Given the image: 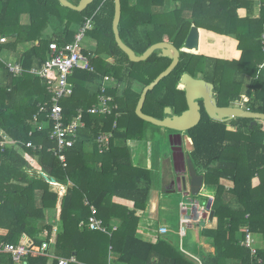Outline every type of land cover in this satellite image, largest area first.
Returning a JSON list of instances; mask_svg holds the SVG:
<instances>
[{
	"label": "trees",
	"instance_id": "trees-1",
	"mask_svg": "<svg viewBox=\"0 0 264 264\" xmlns=\"http://www.w3.org/2000/svg\"><path fill=\"white\" fill-rule=\"evenodd\" d=\"M67 1L77 5L80 0ZM171 2L176 3V9L165 12V7ZM55 6L66 14L71 13L68 14L70 18L65 21L56 16ZM156 6H159L158 10ZM184 7L188 8L187 17L179 10ZM252 10L253 0H121L119 29L138 21L178 22L186 27L195 25L205 34L202 37L205 56L196 58L182 53L177 68L160 82L159 87L174 84L182 73L194 65L203 67L209 63L214 70L213 78L223 86L229 98L230 89L238 85V77H250L243 92V97L247 98L246 106L251 112L264 114V76L259 74V66L264 63L261 45L264 0H260L257 19L251 18ZM139 12L141 15H137ZM27 15L30 24L24 26L21 21ZM113 17V0H94L82 12L64 8L57 0H0V38L8 39L0 44V54L4 50L15 49L18 44H29L19 61L25 70L39 68L48 58L51 42L56 41L61 47L73 41L76 31L71 32L69 24H75L80 29L87 19H91L93 26L88 32L93 40L97 39V33L100 34V48L84 50L90 58L93 72L75 70L69 78V84L74 87L73 93L70 98L61 101V106L65 119L70 120L77 109L86 111L96 104L99 92L97 88L94 90L89 86L93 84L99 87L104 76L121 81L129 75L131 80L147 85L155 78L156 70H162L168 64L167 60L158 59L155 54L145 62H130L114 40L111 29ZM46 27L57 34L42 38ZM185 35L187 32H184ZM209 37L216 38L217 42L221 37L226 39L232 50L229 52L233 54L223 56L225 51L221 54L222 47L219 45L215 47L222 57L208 56L205 50L210 46ZM151 43L149 40L143 43L136 55L142 54ZM110 53L116 57V67L100 58ZM0 68H5L1 62ZM232 72L237 80L233 79L235 74ZM227 73L232 76L226 77ZM6 74L7 83L0 86V143L7 139L14 146H0V229L6 231L4 236H0V245L18 244L22 239L29 248H38L43 242L48 244V238L45 241L39 239L43 231H48L49 235L52 231V227L44 223L43 211L55 208L57 197L49 192L48 184L29 181L22 172L28 166L26 157L32 156L38 158L39 168L60 181L71 182L73 186L68 188L60 203L59 219L63 232L57 234L49 250L52 257L30 256L26 258L27 264H58V258L71 257L81 264H107L110 252L117 255L110 259L111 264H158L161 260L169 264H194L178 247L166 240L152 244L136 237L139 222L137 212L146 209L151 187L149 170L133 166L130 150L126 146L128 141L143 138L145 122L135 114L140 95L130 91L121 97L117 90L109 89L107 94L114 97L117 111L122 115L116 119L114 115L102 117L85 114L84 128L78 131L75 145L64 152L65 161L62 162L54 150V142L50 140L51 125L38 130L32 124L39 104L50 103L48 86H43L39 78L28 73L18 78ZM20 81L29 85L30 92L37 94L36 97L32 93L27 95L29 100L24 108L15 103ZM154 94L153 91L147 94L144 106L153 105L162 109L171 104L168 99L159 102ZM43 119L45 121L46 117H40L39 121ZM115 121L117 127L113 129ZM241 121L242 129L235 133L227 131L222 124L206 122L188 132L194 147L189 156L191 162L199 173L204 174L206 186L216 188L210 206L216 227L201 231L203 236L213 239L215 254L204 256L201 264H225L226 259H237L238 264H264V249L252 251L240 246L245 229L264 239V179L257 186L255 183L258 178L264 177V121L256 120L257 124L251 129L249 125L252 120ZM109 132L113 133V143L107 152L100 154L96 139L100 134ZM27 143H31L35 149L27 148ZM87 143L94 146L92 154L85 152ZM33 173L44 180L40 173ZM223 179L232 182V187L226 193L219 182ZM227 193L233 197L231 203L224 201ZM114 197L132 202L133 209L114 205ZM90 206L96 209V216L102 220L108 233L92 231L87 227ZM111 217H118L122 222L115 231L109 223ZM238 233L241 235L239 240L236 238ZM0 264L14 263L10 255L0 252Z\"/></svg>",
	"mask_w": 264,
	"mask_h": 264
},
{
	"label": "built area",
	"instance_id": "built-area-1",
	"mask_svg": "<svg viewBox=\"0 0 264 264\" xmlns=\"http://www.w3.org/2000/svg\"><path fill=\"white\" fill-rule=\"evenodd\" d=\"M92 26V20L87 19L79 31L75 33L72 42L64 43L61 47H59L56 41L51 42L48 46V58L39 68L25 70L19 62H4L5 69L12 77L18 78L25 73H29L42 80L46 86H48L51 95L50 103L44 102L39 104L38 112L33 116V122L37 124L40 116L46 117L48 124L51 125L50 140L54 142V150H56L62 162L65 161L64 152L72 148L77 141L78 131L84 126L83 117L85 114L102 117L114 115L116 119L119 116L114 98L107 94L108 90L112 87L111 83L113 81L109 76H104L100 82L96 104H93L86 111L77 109L75 115L70 120H66L63 114L61 101L70 97L73 93L69 84V78L73 75V72L75 70L94 71L90 58L84 53L85 49L81 45L84 34L90 30ZM6 42L7 40L5 37L0 38V44ZM261 45L264 51V34L261 36ZM116 124L117 121L113 123V129L117 127ZM113 139L112 132L100 134L95 142L98 152H107ZM5 144V142H2L0 146L3 147ZM26 146L27 148L35 149V146L31 143H27ZM181 193L182 199H180L178 205V236L180 250L186 253L182 249V241L183 238L186 237L187 230L194 226H201L206 222L208 220L209 211L207 210V204H200L196 197L192 196L188 190ZM90 211L91 214L88 218L87 227L92 231L108 233L102 221L97 218L96 209L90 206ZM82 226L83 223L80 224V227ZM157 233L159 236H165L168 233V229L166 226H158ZM240 246L251 249L252 235L248 229H245V236L240 241ZM49 250L50 245L45 242L38 248H29L24 244V239L18 244L0 245V252L10 255L14 264H27L26 258L30 256L46 255L51 258L52 255ZM57 262L58 264H81L75 257L68 259L58 258Z\"/></svg>",
	"mask_w": 264,
	"mask_h": 264
},
{
	"label": "crops",
	"instance_id": "crops-1",
	"mask_svg": "<svg viewBox=\"0 0 264 264\" xmlns=\"http://www.w3.org/2000/svg\"><path fill=\"white\" fill-rule=\"evenodd\" d=\"M253 3H254L253 4V16L251 18L257 19L259 17V13H260V0H253ZM21 24L24 26H28L30 24V18L28 16L27 17L24 16L22 18ZM56 34L57 33L55 31L51 30V28L46 27L42 33V38H49V37H52ZM263 34H264V32H263ZM7 41H8V39H7ZM223 43H224V41H223ZM223 43H222V45H223ZM28 48H29V44H18L17 47L13 50H4L0 54V62L3 64V66H4V62H19L20 63L19 59H20L21 53L25 52ZM94 48L95 47H92L91 51L92 50L94 51ZM229 48H228V52L232 51L231 47H229ZM224 51H225L224 53H223V50L221 52V54L223 53L222 54L223 56L224 55H226V56L230 55L231 56L233 54V52L232 53L231 52L226 53L227 48ZM94 55L95 54L93 53L92 56H94ZM100 58L102 60L106 61L107 63L112 64V61L108 58V55H101ZM6 73H8V72L5 70V68H0V86H4L7 83L8 79L6 77L7 76ZM259 74L264 76V63L259 66ZM13 81H15V79ZM14 83H16V82H14ZM41 84L43 86L47 87L46 84L42 80H41ZM135 84L139 85V83H135ZM70 86L73 90L74 89L73 84L70 83ZM91 86L93 87V84H91L89 86V88H91ZM17 88L19 90V93H18V97H17L15 103L17 104V106L21 105L20 107L24 108L25 104L29 100V97L27 95L31 94L32 91L30 92L29 85H25V83H23L21 81L18 83ZM98 89H99V87L97 88V90ZM110 89H112V88H110ZM32 96L36 97L37 94L32 93ZM68 98H70V97H68ZM65 99H67V98H65ZM40 117H42V116H40ZM39 118H38L37 124H35L32 121L33 122L32 124L34 125V127H37L39 130L47 128V126L49 125L47 120L44 121V119H43L42 121H39ZM83 125H84V123H83ZM83 128H84V126L80 129H83ZM143 132H144V128H143ZM4 138H7V137L4 135ZM5 143H6L7 147L14 146V143L9 142L7 139H6ZM189 144L191 145V149L189 151L186 149L185 152H187V153L192 152L194 149L192 141H189ZM93 150H94V146L92 144L87 143L85 145V152L87 154H92L91 152ZM163 157H166V155H164ZM26 159L28 160V166L24 167L22 169V172H24L27 175L28 180L29 181H39V182L42 181V182L48 184L49 192L55 194L57 197L56 207L55 208H47V209H44V211H43L44 223L47 226L52 227V231H51L50 235H49L48 231H43V233L39 236V239L43 240V241H45L48 238V244L50 245V248H51L54 244V240H55V237L57 236V234H61L63 232V224L59 219L60 203H61L62 198L66 195L68 188H72L73 184L71 182H68V181H60V180L50 176L46 171L39 168L37 165L38 158L32 157V156L31 157L27 156ZM165 159H167V158H165ZM77 162H78V160H77ZM132 164H133V166L138 167V168H145V167H142L140 164L134 162L133 159H132ZM150 164H151V168L150 169L148 168V170L151 171V173H152L151 174V187H150V191H149V195H148V199H147L146 209L144 211H138L137 212V215L139 217V222L137 224L136 237L138 239H140L141 241L152 243V244H157L159 241L166 240L172 246L178 247L179 251H181L180 247H179L180 241H179V236H178V226H177V229H171L170 228L169 219L170 218L175 219V218L172 215H169L170 211H172V210L168 205L165 204V202H167L166 199L171 197L169 195H180V196L182 195V193L180 191H178L176 189V187L171 184L172 183L171 178H174V176L176 174L174 171L172 172V174H169V171L166 169L167 166L164 165V163H161V168H159V166L157 168L160 170V175H162V177H161V179H159V178L153 179L152 176L158 175L159 170L156 169V171H155L154 164H152V163H150ZM145 169H147V168H145ZM33 172L40 173L41 176L44 178V180L42 178H40V176H37L36 174H34ZM263 179H264V177H263ZM156 180H158V182ZM159 182H162L160 184L161 187L159 185ZM221 182L226 183V184H224L225 193L228 192L227 190L232 187V182L228 179L227 180L223 179ZM203 187H204V185H203ZM160 192H162V193L160 194ZM201 192H202V190L200 191L199 195H201ZM215 192H216V188L210 186V187H208V190L205 193L206 195H203V196L206 198V200H209L211 198L213 201ZM164 195H168V196H164ZM223 198H224L225 203H228V202L231 203V201L233 199V197L231 195H228V193L226 195H224ZM212 201H211V203H212ZM112 203L114 205H117V206L126 207L127 209H130V210L133 209V203L132 202L127 201V200H123V199H120L117 197H114L112 199ZM206 204H204V205H206ZM210 206H211V204H210ZM177 218L179 219V211H178ZM109 223L112 226V230L115 231L121 225L122 222L118 217H111ZM176 224H177V221H176ZM158 226H166L168 229V233L165 236H159L157 233ZM215 227H216V220L215 219H212V222H209L207 220L203 224V226L199 229V233H197L198 236H197V242H196L197 244L196 245H195V243L194 244L189 243L188 245H186L184 243V240L182 241V249L187 254L183 253L182 251L181 252L183 253V255H185V257L187 259H188V257L195 259L197 263L193 262L194 264H201V260L204 256H207L210 254H215V247H214L213 239L208 238L206 236H203L201 234V231L203 228L210 229V228H215ZM5 234H6V231L0 229V236H4ZM251 235H252V245H253V246H251V250L255 251L258 249H264V239L260 235H257V234L256 235L251 234ZM173 236H175V237H173ZM240 237H241V235H240V233H238L237 237H236L237 240H239ZM116 256L117 255L110 252L108 254V258L106 260L107 264H111L110 259L116 258ZM188 260H190V259H188ZM157 263L158 264H169V262L168 261L166 262L165 260L158 261ZM238 263H239V261L237 259H226L225 260V264H238Z\"/></svg>",
	"mask_w": 264,
	"mask_h": 264
},
{
	"label": "flooded vegetation",
	"instance_id": "flooded-vegetation-1",
	"mask_svg": "<svg viewBox=\"0 0 264 264\" xmlns=\"http://www.w3.org/2000/svg\"><path fill=\"white\" fill-rule=\"evenodd\" d=\"M192 28H196L199 32V45H200L201 37H204V36H202V34L205 35L203 30L199 29L195 25H191V26L189 25L187 27L181 26V24H179L178 22H175L172 24L169 22H166V21L130 22L127 24L126 27H124V29H122V30L119 29V35H120L122 42L125 45H127L135 54L137 53V51L141 47V45H143V43L147 42L148 40L150 42L152 41L150 46H152L154 44H160V43H164V44L173 46L179 52V61L176 65V67L174 68V70H175L177 68L180 60H181L182 53L188 54L190 56H194L196 58L205 54L204 52L199 51V48H200L199 45H198L197 50H188L185 48V41H186L188 34ZM111 29H112V25H111ZM184 32L185 33L187 32V35H185V37L183 36ZM112 33H113V31H112ZM99 38H100V34L97 33V39L94 40V47L95 48H100ZM210 39L215 40L216 38L211 37ZM114 40H115V38H114ZM219 40L222 42L224 39L221 37ZM210 45L212 46V43H210ZM218 52L220 53V51H218ZM142 54H140V55H142ZM153 54H155L158 59L160 58L162 60H167L168 64L162 70H161V68L156 70V72H155L156 76L150 83H152L165 69H167L172 62V60H170L169 58L162 57L161 51H155V52H153ZM171 54H173L172 51H171ZM207 54H209L208 56L216 55V56H218V58L222 57L221 54L217 53V49H215L214 51L211 50L210 52H207ZM107 55H108V58L112 61L111 65L116 67L117 66L116 57H114L111 53L107 54ZM174 70L172 72H174ZM213 71H214L213 67L209 63L204 64L203 67H202V65L201 66L194 65V67H192L188 71H185L184 73H182L181 77L178 79L177 82H175L172 85H168V86H164L163 88L162 87L160 88L159 86H160V82L163 80L162 79L154 87V89L152 91L155 93L154 95H155L156 100H158L160 102L162 100L164 101L165 99H168V100H170L171 104L163 106L162 109H159L158 107H154L153 105L144 106V104H145V101H144L143 107H142V113L149 116V117H152L156 120H164L166 118L172 119L174 116H179L182 113L188 111L189 106L187 103V92H186L187 86L181 82L184 75H187L190 79H194L197 81H203L207 84L206 86L204 85L205 88H203L199 92L201 93L202 96H205V97L209 96L208 98H211L214 101V105L216 108L213 107L212 104H210L211 105L210 110L213 113H215V116H218L217 115L218 111H219L218 109L221 110V109L228 108V107L242 108L241 106L243 105L244 97H243V92L240 89V86H236V87L230 89L231 95L229 98L227 96V92L223 91V90H225L222 88L223 86H221L218 82H216V78H213ZM172 72L170 74H172ZM111 78L113 79L112 85L115 88L114 91L116 92V90H117V92L120 94L121 97H124V95L130 91H133V92L141 95V92L145 88V86H148L150 84L149 83L147 85H144L143 83L139 82L138 80H131V77L129 75H128V77L126 76L125 78H122L121 81L117 80L114 77H111ZM134 83H139V85L135 84L137 91H134L131 88V86L133 87ZM209 86H212V88L210 89ZM113 87H111V88L113 89ZM152 91H150V92H152ZM146 98H147V95H146ZM146 98H145V100H146ZM139 99H140V96H139ZM139 99H138V101H139ZM193 100H194L193 103H195L198 107V109H197L198 112L197 111L196 112L199 113V120H198L197 124L194 125L193 128H191L190 130L185 131V132H178V131H174V130H167V129L160 128V131L162 130V132L164 133L163 137L165 138L168 145H169L168 140L169 139L172 140V145L169 146V149L173 150V152L170 150L171 154H172L171 155L172 156L171 168H172V170H174V172L176 170L177 174L174 176V178H171L172 179L171 182H173V180L176 177H182V176L187 177L188 168H189V166H188L189 164H188L187 159L190 158L189 156H190L191 152L190 153L185 152L187 149L185 144H186V141H191V138L188 135L189 131H192V129H194L195 127H197L198 125H200L203 122L222 124L223 126H225V129L227 131H230L232 133H235L238 130L242 129V121H241L242 119L237 118V119H235L231 122H227V123L215 121L214 119L210 118L208 111L206 110V105H205L206 102H205L204 97L203 98H200V97L194 98ZM135 109H136V107H135ZM167 109L170 110V113L166 112ZM247 110H249V109L247 108ZM118 115H119L118 116V118H119L122 115V113L120 112V113H118ZM234 123H235V125H234ZM144 124H147V123L145 122ZM144 124H143V126H144ZM116 126H117V124H116ZM191 167H193L195 169V171L198 172V175L201 174V173H199V169L197 167H195L192 162H191ZM183 171H185V172H183ZM201 175L204 176L203 173ZM187 179L188 178H186V180ZM203 185H206L205 184V178H204Z\"/></svg>",
	"mask_w": 264,
	"mask_h": 264
},
{
	"label": "water",
	"instance_id": "water-1",
	"mask_svg": "<svg viewBox=\"0 0 264 264\" xmlns=\"http://www.w3.org/2000/svg\"><path fill=\"white\" fill-rule=\"evenodd\" d=\"M59 4L67 9H70L72 11L76 12H82L84 11L94 0H80V2L77 5H74L70 3L67 0H57ZM114 1V17L112 21V31L114 34L115 42L117 44V47L128 57V60L132 63H140L146 61L155 51H161L162 57H167L170 60H172L170 66L165 69L152 83H150L148 86H145V88L142 90L140 99L137 103L135 114L136 116L141 119L142 121L151 124L155 127L167 129V130H174L178 132H185L190 130L194 127L195 124H197L199 120V113L198 107L195 103H193L194 98H205V105L206 110L208 111V114L211 119H214L215 121L220 122H231L237 118L239 119H248L252 120L249 129H251L253 126L257 124L256 120H263L264 121V114L263 113H257V112H251L250 110H245L242 108H224V109H218V116H215V113H213L210 110V104H212L213 107L214 101L211 98L202 96L199 91H201L205 86L207 85L203 81H197L194 79H190L187 75H184L182 78V83L187 86L186 92H187V103L189 106L188 111L182 113L179 116H174L171 118H166L164 120H156L152 117H149L142 113V107L143 103L145 101L146 95L148 92L152 91L154 87L165 77L170 75V73L174 70L176 67L178 61H179V52L176 48H174L171 45H167L164 43L160 44H154L150 46L142 55H136L127 45H125L119 35V23L121 19V0H113ZM199 45V32L196 28H192L188 34V37L185 41V48L188 50H197ZM171 51L173 54H171ZM205 85V86H204ZM210 89L212 86H209ZM216 108V107H215ZM197 111V112H196ZM167 113H170V110H166ZM169 146L172 145V140H168ZM172 152L173 150L170 149ZM188 161V174L187 177H176L175 180L171 183L173 186L176 187V189L180 192L189 191L192 196L196 197L199 195L200 191L203 188L204 183V176L198 175V172L195 171L193 167H191V160L190 158L187 159ZM185 172V171H183ZM175 174H177V171L175 170ZM186 178H188L186 180ZM212 199L210 198L207 202V210L208 213V221L212 222L213 219V212L210 209ZM192 262L197 263L195 259L188 257Z\"/></svg>",
	"mask_w": 264,
	"mask_h": 264
},
{
	"label": "rangeland",
	"instance_id": "rangeland-1",
	"mask_svg": "<svg viewBox=\"0 0 264 264\" xmlns=\"http://www.w3.org/2000/svg\"><path fill=\"white\" fill-rule=\"evenodd\" d=\"M72 1L76 2V0H72ZM54 8H55V12H57L56 16H58L59 18H62L65 21H67L70 18V16L68 14L71 15V13L68 12L66 14V12H63V10L59 9L58 6H55ZM49 9L51 10V8H49ZM156 9L158 10L159 6H156ZM175 9H176V5L173 2H171V4H169L168 6L165 7L164 11L170 13L171 11H173ZM179 10L180 11L182 10L181 12H182L183 16H185V17L188 16L189 13H188V8L187 7H184L183 9L180 8ZM149 11L153 12V11H151V9ZM146 12H148V11H144L143 13H146ZM137 15H141V13L139 12V14H137ZM27 16L29 17V15H27ZM252 16H253V10L251 11V17ZM68 27H69V30L71 32H75V31L78 32L79 31V29L75 26V24H71V25L69 24ZM202 36H203V34H202ZM92 38L93 37L91 36L90 32L87 31L84 34V38H83V40L81 42V45H82V47L84 49L91 51L92 47H94V40ZM209 41H210V43H212V46L210 45L208 47V49L205 50L206 52H210L211 50L214 51L216 49V47L217 48L219 47V45L222 46V49H220L221 52H222V50L224 51L226 48H227L226 53L228 52V48L230 46L227 43L226 39L223 40L224 43H223V41L222 42L221 41L217 42L216 39L215 40L209 39ZM222 43H223V45H222ZM199 46H200L199 51L200 52H204L203 48H202V46H203L202 37H201V41H200V45ZM121 72H122V70H121ZM232 73L235 74L234 72H232ZM231 76H232V74H228V73L226 75V77H231ZM233 79L237 80L236 74H235V76H233ZM238 80H239L238 85H239V83L241 84L240 85V89L242 90V92H245L246 89H247V85H248V83L250 81V77H248V76H246V77L240 76V77H238ZM92 88L95 90L98 87L97 86H93ZM131 88L134 91H137L135 83L133 84V87L131 86ZM114 90H115V88H113V91ZM110 91H112V89ZM246 100H247V98H244L243 105L241 106L245 110H247ZM143 128H144V132H143L142 140H140V141H132V142L128 141L126 143V146L130 150L131 158L134 160V162L140 164L142 167H145L147 169L151 168V164L150 163L154 164L155 171H156V169H158L157 168L158 166H159V168H161V163H164V165L167 166L166 169L169 171V174H172V172L174 171L171 168V164H172V156L171 155L172 154H171V151L169 149V145L167 144L165 138L163 137L164 133L162 132V130L160 131L159 127H155V126H153L151 124H148V123L144 124ZM112 143H113V141L111 142V144ZM121 143H124L123 140H121ZM164 155H166V157H163ZM165 158H167V159H165ZM194 166L196 167V165H194ZM149 172H150V174H152L151 171H149ZM161 177H162V175H160V170H159L158 175H153L152 176L153 179L154 178L161 179ZM261 180H263L262 176L255 181L256 185H258ZM156 181L158 182V180H156ZM221 181L222 180H219L220 185L224 186V184H226V183H223ZM161 183L162 182H159V185ZM160 187H161V185H160ZM207 190H208V186L204 185V187L202 189V192H201V195L196 196L197 197L196 199H197V201L200 204H206L208 202V200H206L205 197L203 196V195H206L205 193L207 192ZM161 193L162 192H160V194ZM164 196H168V195H164ZM169 196H171V197L166 199L167 202H165V204L168 205L171 208V210H172V211H170L169 215H172L175 218V219H171L170 218L169 219V224H170V228L171 229H177V226H178V218H177V216H178V205H179V200L182 199V196H180V195H169ZM176 221H177V224H176ZM203 224L201 226H194L193 229L191 228V229L187 230L186 237L183 239L184 243L186 245H188L189 243L190 244H194L195 243V245L197 244L196 243L197 242V236H198L197 233H199V229L203 226ZM173 237H175V236H173Z\"/></svg>",
	"mask_w": 264,
	"mask_h": 264
},
{
	"label": "bare ground",
	"instance_id": "bare-ground-1",
	"mask_svg": "<svg viewBox=\"0 0 264 264\" xmlns=\"http://www.w3.org/2000/svg\"><path fill=\"white\" fill-rule=\"evenodd\" d=\"M186 148H187V150H189L190 149V144H189V141H186Z\"/></svg>",
	"mask_w": 264,
	"mask_h": 264
}]
</instances>
